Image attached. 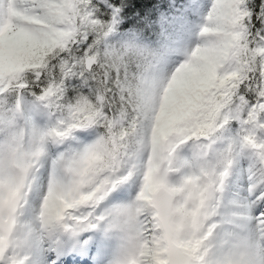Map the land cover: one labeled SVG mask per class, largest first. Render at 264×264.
Instances as JSON below:
<instances>
[{"label":"snow or ice","instance_id":"1","mask_svg":"<svg viewBox=\"0 0 264 264\" xmlns=\"http://www.w3.org/2000/svg\"><path fill=\"white\" fill-rule=\"evenodd\" d=\"M0 264H264V0H0Z\"/></svg>","mask_w":264,"mask_h":264},{"label":"trees","instance_id":"2","mask_svg":"<svg viewBox=\"0 0 264 264\" xmlns=\"http://www.w3.org/2000/svg\"><path fill=\"white\" fill-rule=\"evenodd\" d=\"M158 2H162V0H136L137 6L140 8L151 6V4Z\"/></svg>","mask_w":264,"mask_h":264}]
</instances>
